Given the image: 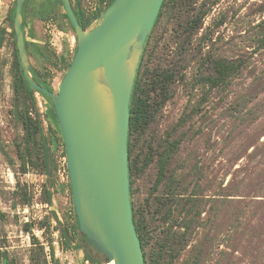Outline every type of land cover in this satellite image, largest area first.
Instances as JSON below:
<instances>
[{
    "label": "rangeland",
    "instance_id": "374dc122",
    "mask_svg": "<svg viewBox=\"0 0 264 264\" xmlns=\"http://www.w3.org/2000/svg\"><path fill=\"white\" fill-rule=\"evenodd\" d=\"M12 2L0 0V253L8 264H88L74 239L66 161L47 104L34 94L33 108L14 91ZM72 4L89 18L106 0ZM63 13L59 0L25 7L30 67L54 92L66 72L59 59L69 61L76 48ZM231 64L239 68L219 86L205 81ZM139 87L153 119L131 137L130 202L148 233L146 264L166 237L177 243L171 264H264V0H167L149 33ZM34 109L41 124L34 142L51 147L50 178L34 149L22 171L24 131L14 111ZM172 141L179 146L152 191L158 154Z\"/></svg>",
    "mask_w": 264,
    "mask_h": 264
},
{
    "label": "water",
    "instance_id": "95a60500",
    "mask_svg": "<svg viewBox=\"0 0 264 264\" xmlns=\"http://www.w3.org/2000/svg\"><path fill=\"white\" fill-rule=\"evenodd\" d=\"M76 50L56 92L38 84L22 30L25 0H14L12 30L22 77L51 101L83 247L103 264H144L128 180L129 103L145 41L163 0H114L86 29L60 0Z\"/></svg>",
    "mask_w": 264,
    "mask_h": 264
},
{
    "label": "trees",
    "instance_id": "16d2710c",
    "mask_svg": "<svg viewBox=\"0 0 264 264\" xmlns=\"http://www.w3.org/2000/svg\"><path fill=\"white\" fill-rule=\"evenodd\" d=\"M27 1L28 0H25V3L23 5V10H22V16H23L22 30L24 33V37H25V31H24L25 7L27 4ZM102 1L103 0H101V2ZM113 1L114 0H106L105 9ZM166 1L167 0H163V3L161 5V8L158 12V15L155 19L153 26L157 22V20L159 18L160 11L164 7ZM59 2H60V5L62 7L60 0H59ZM77 2H79V1H77ZM70 3L72 6V9H73V12L77 17V20L83 29H85L87 27L88 23L92 22L94 19L99 17L105 10L104 9L102 12L100 11L98 13H95L93 16H91L89 18H85V16L82 14L81 10L79 12L74 8V6L72 4V0H70ZM13 13H14V0L12 2V5L8 9V13H7L8 26L10 29L8 35L10 36V38L12 39V42H13L14 51H15V67H16V71H17V78H16L14 91L16 94L23 92L26 95L30 105L34 108V106H35L34 97H33L34 93H33V91H31V89L29 88V85L27 84V82L22 77L21 70L19 68L18 59H17L15 43H14V34H13V30H12ZM62 15L66 19L69 28L73 31V29H72V27H71V25L67 19L66 14L63 13ZM5 35H6V32L4 30H0V48H1L2 43L4 41ZM148 40H149V35L145 41V44L143 47V52H142V55L140 57V61H139L138 67H137L135 82L133 85L130 103H129V115H130V117H129V123H128V139H127L129 195H130V189H131V175L134 171L133 161H131V159L129 158L130 153H131V147H132L131 137L133 135L138 134L142 128L151 124L152 119H153L152 111L150 110V107L148 105L147 100L145 98L141 97V95H140L141 89L139 87V70L141 67L143 54H144L145 47H146ZM25 45H26V50L28 53V43L26 40H25ZM75 50H76V48H75ZM72 58L69 61H66L64 56L61 57L59 59V65L61 67L63 66V68H65L67 70L71 64ZM238 68H239V65L231 64V65L227 66L226 69L224 71H222L219 76L214 77V78H207L205 81L208 82L210 84V86L217 87V86H219V84H221L226 79V77L228 75H230L232 72H234ZM30 70H31V73H32L35 81L38 84H40L42 87H44L45 89H47L50 92L53 91L51 84L46 80V78H44V76L35 72L34 69H32V68H30ZM39 96L42 97L43 100L47 104L48 108H47L45 114L47 117L50 116L55 123L57 134L60 138L61 146L63 148V156L65 157L64 144H63L62 137L60 135V130L58 127V122H57L56 114H55L54 109H53V105H52L51 101L49 100V98H47L43 94L39 93ZM33 111H34L33 116L30 115L29 111H27V110H25L21 113L18 112V110L14 111V116L21 121V124L23 126V131H24L23 151L20 154V159L22 160V164H21L22 171L25 172L26 166L29 165V163H32V162H30L29 156H30V152L34 149L38 153V155L40 153V155H41L40 160H41V165H42L43 171L46 174L47 178H50L51 167H52L51 161H50V157H51V154H50L51 149L50 148L51 147H48V145H46V139H44L43 142L40 144H37L36 142H34V137L40 133L41 124H40L38 113H36L35 109ZM51 146H53L52 143H51ZM178 146H179V141H172L169 145L164 147V149L158 154V161H157V163H158L157 168L158 169H157V175H156L154 184L152 186V191H156L159 184L166 177L167 168L169 165V161L171 159V155L177 149ZM66 172H67V167H66ZM67 179H68V172H67ZM67 186H68V190L70 193V201H71V205H72L71 189H70L69 179L67 182ZM45 199H46L47 204H51V195L47 190L45 192ZM71 211H72V216H73V221H74V235H75L74 239L78 242V246L83 251V261L87 262L88 264H103L104 260L99 255H97L93 251H90L89 248L83 247L84 237L80 234V232L78 230V222H77V219H76V216L74 213L73 205H72ZM131 211H132V220H133L135 232H136V235L138 237L140 247H141V251H142V255H143V259H144V264H146L147 260H146V254H145L144 248L147 244L146 240H145V236L148 233L146 231L145 225L142 223L141 218L136 217V213L133 210L132 205H131ZM53 216L57 222V229L60 232V234L62 235V237L64 239H67L68 241H70V238L68 235V230L62 226V224L58 221L55 214H53ZM176 246H177V243H174L173 238L166 237L165 240L162 242V244L159 246V249H158L156 255L154 256L153 252L150 253L149 263L150 264H171L172 260L174 258H176L177 254H178V251L175 248ZM0 258H1V264H8L9 257H8L6 252H1ZM54 264H59V263L56 261Z\"/></svg>",
    "mask_w": 264,
    "mask_h": 264
},
{
    "label": "bare ground",
    "instance_id": "6f19581e",
    "mask_svg": "<svg viewBox=\"0 0 264 264\" xmlns=\"http://www.w3.org/2000/svg\"><path fill=\"white\" fill-rule=\"evenodd\" d=\"M109 264H113V263L111 262V263H109Z\"/></svg>",
    "mask_w": 264,
    "mask_h": 264
}]
</instances>
